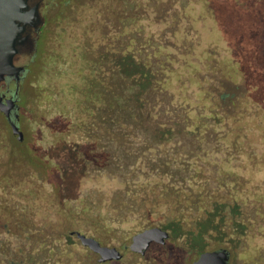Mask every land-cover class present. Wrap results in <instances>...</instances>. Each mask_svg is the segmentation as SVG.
Wrapping results in <instances>:
<instances>
[{"label": "trees", "instance_id": "1", "mask_svg": "<svg viewBox=\"0 0 264 264\" xmlns=\"http://www.w3.org/2000/svg\"><path fill=\"white\" fill-rule=\"evenodd\" d=\"M221 6L162 0L132 9L124 39L68 57L71 70L36 75L38 111L67 132L46 152L15 143L27 167L1 164L0 264H61L66 234L37 229L45 209L36 204L43 195L77 202L88 176L110 189L107 208L179 228L187 242H216L213 250L232 256L264 239V167L247 152L244 124L264 118V7ZM149 16L159 23L150 34L133 29ZM97 202L82 201L81 214L100 211ZM92 219L106 227L102 212Z\"/></svg>", "mask_w": 264, "mask_h": 264}, {"label": "flooded vegetation", "instance_id": "2", "mask_svg": "<svg viewBox=\"0 0 264 264\" xmlns=\"http://www.w3.org/2000/svg\"><path fill=\"white\" fill-rule=\"evenodd\" d=\"M207 2V0H205ZM162 0H33L32 6H38L43 17V23L38 28H31L29 34L34 42L32 50L25 49L16 57V65L25 67L20 79L7 77L0 82V98L3 103H8L13 99L16 105L9 114L3 112L0 107V183L1 164L10 162L14 168L27 167L18 165L17 160L23 159L21 152L15 143L21 144L24 149L34 150L41 153L50 149L60 147L58 137L61 133L67 132L64 129H51L50 125L57 118L52 114L40 113L38 111L39 96H35L36 90L40 87L35 77L40 71H53L61 67L71 70L73 58L77 57L85 49H102L109 45L114 38L124 39L129 32L130 11L141 8H157L161 6ZM224 11L228 6L234 4L242 8L264 7V0H221ZM264 14V12H262ZM153 16L146 17L145 20L137 23L133 29L142 34L143 25L147 33H151L159 23L156 24ZM150 24L155 25L150 27ZM128 51V44L125 46ZM73 57L69 60L68 57ZM62 65V66H61ZM35 74H29V71ZM55 73V72H54ZM52 73L47 75L50 77ZM53 76V75H52ZM51 76V77H52ZM32 91L33 101L26 110L23 106L24 94ZM60 115H58V118ZM14 125L18 126L22 132H14ZM23 162V161H22ZM25 162V161H24ZM15 172V171H14ZM15 177V176H14ZM16 181L18 178H14ZM33 178H21V183H30ZM71 178L65 182L72 181ZM79 181L80 189L77 194V202H68L63 205L58 203V199H51L47 195L46 199L39 197L38 208L45 210L38 213L36 228L46 232H62L66 235L62 238V248L66 255L59 258L61 264H194L203 253H200L194 261L189 259L190 247L187 245L186 237L173 236L165 243L153 241L143 252H136L131 248L133 238L138 233L144 232L159 225L147 226L142 219L133 217L130 214H120V211L107 208L110 205L111 192H106V201L102 198L97 201L103 205L100 211L93 209L89 215L81 214L80 203L88 200L97 204L96 199L86 197L82 192V186L93 184L94 178L90 177L89 183ZM18 180V181H19ZM106 185V184H105ZM89 186V187H90ZM66 204V205H65ZM64 206L69 207L65 209ZM73 210L74 216L69 217V211ZM98 212H102L106 217V227H98L94 218ZM82 216V217H80ZM117 216L118 220L114 217ZM134 228L132 231L129 228ZM27 228V226H25ZM128 229V230H126ZM123 232V233H120ZM79 233L95 238L102 246L117 248L122 257L102 261L100 253L85 246L79 238ZM68 238L71 240L69 241ZM182 243H185L184 245ZM231 255V253H230ZM50 261V258H48ZM231 261V259H230ZM63 262V263H62Z\"/></svg>", "mask_w": 264, "mask_h": 264}, {"label": "water", "instance_id": "3", "mask_svg": "<svg viewBox=\"0 0 264 264\" xmlns=\"http://www.w3.org/2000/svg\"><path fill=\"white\" fill-rule=\"evenodd\" d=\"M33 0H0V82L7 77L20 79L25 70L23 66H17L15 61L19 53L26 48L32 50L34 42L29 30L38 28L43 23V17L38 6H32ZM16 105L15 100L9 99L3 103L0 98V107L3 112L9 114ZM14 132H22L14 125ZM170 237V232L163 227H154L138 233L133 238L131 248L136 252H143L153 241L165 243ZM82 243L98 252L102 261L120 259L121 252L115 247L102 246L95 238L79 233ZM231 255L228 249L204 251L194 264H230Z\"/></svg>", "mask_w": 264, "mask_h": 264}, {"label": "rangeland", "instance_id": "4", "mask_svg": "<svg viewBox=\"0 0 264 264\" xmlns=\"http://www.w3.org/2000/svg\"><path fill=\"white\" fill-rule=\"evenodd\" d=\"M23 106L27 110L28 107L30 106L31 102L33 101V94L32 91H28L24 94L23 97ZM244 124H249L250 130H249V137L247 138L249 142L251 143L250 145V151L248 150V154L251 156H257V163L258 165H261L264 167V118L263 119H257L255 117H251L249 120H246ZM252 149L254 151H252ZM253 152V153H251ZM255 158V157H253ZM247 160H250L247 157ZM92 176V175H91ZM91 181L90 177H86L83 179V182L89 183ZM93 184L91 183L92 186L90 185H85V187L82 186V192L86 197H90L91 199H96L100 200L101 198L106 201V192H108L105 187V183H99L97 181H92ZM90 186V187H89ZM100 186V188H99ZM259 227V226H258ZM258 227H255L258 228ZM129 228V227H128ZM164 228L170 230L173 234V236H176L177 238L179 237H184V232L181 231L179 228L173 229L170 226H164ZM264 228V224L262 225L261 229ZM133 232L136 231L134 228H129ZM128 230V229H126ZM259 232H264V229L258 230ZM123 233V232H120ZM258 233V232H257ZM251 242V245L248 243L246 244V247H241V248H235V251H232V256H231V262L230 264H264V259H261V254L264 252V239H257V242L254 240ZM183 245L185 243H182ZM216 242L208 243L206 245L203 240L197 239L194 242H188L186 246H189L191 251L189 254V259L192 261L196 260L199 256L200 253L206 251V250H213L216 249L215 246ZM236 246V243H234ZM250 246L252 248H250Z\"/></svg>", "mask_w": 264, "mask_h": 264}]
</instances>
